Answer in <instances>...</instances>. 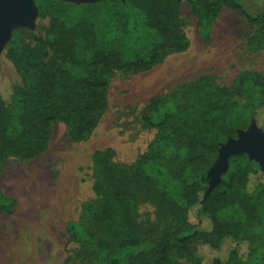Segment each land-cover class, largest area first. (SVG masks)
<instances>
[{
	"label": "trees",
	"instance_id": "16d2710c",
	"mask_svg": "<svg viewBox=\"0 0 264 264\" xmlns=\"http://www.w3.org/2000/svg\"><path fill=\"white\" fill-rule=\"evenodd\" d=\"M44 34L15 28L5 56L20 77L13 112L0 93V167L48 146L53 124L72 141L93 132L108 106L111 78L133 75L189 46L187 4L208 39L223 7L244 15L249 44L264 50V12L249 16L240 0H33ZM264 107V73L241 69L229 83L203 73L152 95L140 124L152 131L132 161L112 147L91 154L93 196L65 222L61 264H203L200 247L219 250L211 264H264V170L241 151L209 189L220 146L254 122ZM16 200L0 191V215ZM206 226L201 225V220Z\"/></svg>",
	"mask_w": 264,
	"mask_h": 264
},
{
	"label": "rangeland",
	"instance_id": "374dc122",
	"mask_svg": "<svg viewBox=\"0 0 264 264\" xmlns=\"http://www.w3.org/2000/svg\"><path fill=\"white\" fill-rule=\"evenodd\" d=\"M240 3L251 17L264 12V0H240ZM180 15L189 41L187 49L168 55L144 72L133 75L116 72L108 89V106L87 139L70 140L65 124L56 122L47 149L41 155L9 159L1 165L0 191L13 197L16 203L12 214L0 215V264H61L65 222L76 219L81 202L93 196L92 152L109 146L123 162L132 161L142 152L152 131L140 124L139 116L152 95L203 73L215 75L220 83H229L241 69L264 73V50L250 46L252 27L244 15L223 7L212 22L208 39L200 35L198 20L187 4L182 6ZM47 22L34 11L28 23L12 24L0 44V93L13 112L17 111V105L12 90L20 83V77L5 56L6 45L15 28L24 27L43 35ZM256 118L259 123L264 122V107ZM201 225L206 226L204 219ZM231 243L227 239L219 250L201 246L203 264H211L216 256L223 257Z\"/></svg>",
	"mask_w": 264,
	"mask_h": 264
},
{
	"label": "water",
	"instance_id": "95a60500",
	"mask_svg": "<svg viewBox=\"0 0 264 264\" xmlns=\"http://www.w3.org/2000/svg\"><path fill=\"white\" fill-rule=\"evenodd\" d=\"M74 2H92L95 0H68ZM37 11L33 0H0V44L14 23L26 24L29 15ZM245 152L264 170V131L254 122L243 130H239L235 138H228L218 150V157L208 170L209 189L227 170L229 157L238 152Z\"/></svg>",
	"mask_w": 264,
	"mask_h": 264
}]
</instances>
